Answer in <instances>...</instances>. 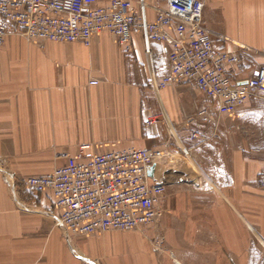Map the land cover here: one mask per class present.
<instances>
[{
	"label": "crops",
	"instance_id": "1",
	"mask_svg": "<svg viewBox=\"0 0 264 264\" xmlns=\"http://www.w3.org/2000/svg\"><path fill=\"white\" fill-rule=\"evenodd\" d=\"M147 2L151 19L156 8L166 6V0ZM0 23L8 31L0 46L4 191L5 185L16 190L27 177L52 174L84 146L96 153L162 149L169 153L161 178L165 186L179 185V175L189 183L208 180V192L185 195L169 187L162 201L163 207L175 210L182 198H208V264L264 262L261 238L250 236L246 227L250 222L253 232L264 238L259 216L264 189L256 184L264 171V91L256 90L233 117L220 112L219 101L194 84L160 88L169 73L168 47L153 42L147 48L139 32L132 35L133 50L126 52L109 31L95 34L90 45L30 41L1 16ZM204 24L216 49L241 58L227 70L233 85H245L264 69V0H206ZM151 117L158 122L148 125ZM194 133L207 140L193 138ZM193 163L204 174L197 167L185 171ZM38 194L24 201L37 208L29 211L56 219L53 193ZM246 201H252V207L247 208ZM160 219L156 226L91 236L70 235L64 227L49 225L45 252L39 260L35 255L34 263L191 264L179 247L188 244L187 230L194 229V223L176 221L179 217L172 222ZM160 235L165 239L155 245Z\"/></svg>",
	"mask_w": 264,
	"mask_h": 264
},
{
	"label": "built area",
	"instance_id": "2",
	"mask_svg": "<svg viewBox=\"0 0 264 264\" xmlns=\"http://www.w3.org/2000/svg\"><path fill=\"white\" fill-rule=\"evenodd\" d=\"M205 5L206 0H166L151 19L147 0H0V16L30 41L90 45L95 34L109 31L131 52L132 35L139 32L147 48L153 42L168 47L169 73L160 88L194 84L219 101L220 112L235 117L256 90L264 91V69L245 85L232 84L228 67L241 63V58L215 48L204 24ZM7 33L0 23V46ZM158 120L151 117L147 124ZM192 136L207 140L199 133ZM168 158L162 149L130 147L96 153L84 146L52 174L27 177L24 187L37 194L53 193L56 221L70 235L143 229L164 213L166 187L151 169L163 168Z\"/></svg>",
	"mask_w": 264,
	"mask_h": 264
},
{
	"label": "rangeland",
	"instance_id": "3",
	"mask_svg": "<svg viewBox=\"0 0 264 264\" xmlns=\"http://www.w3.org/2000/svg\"><path fill=\"white\" fill-rule=\"evenodd\" d=\"M190 167H197L204 174L198 163L190 164L185 168V171ZM179 176L181 178L179 185L165 186V198H167L169 187L171 189H180L185 195L189 192L194 193L201 190L208 192L207 179L199 178L194 183H189L182 179L181 175ZM1 180L0 178V264H30L32 261L33 263L31 264H35V255L39 260L40 254L45 252L43 239L48 237L51 232L48 226L63 227L58 225L53 214L52 216L35 215L29 211L37 208L31 206L33 204H26L24 201L27 199L31 201L39 194L27 190L22 184L18 185V187L16 186V190L13 191H11V187L9 188L5 185L6 190L4 191V184ZM256 184L264 189V171L259 175ZM181 200L180 206L177 205L175 210L167 204L164 205V213L160 221L167 218L169 222H172L173 218L179 217L176 221L194 223L195 228L187 230L186 238L188 244H184L179 248L191 260V264H208V198H205V201L190 197L187 200L183 198ZM185 201H187V204ZM252 204V201L251 203L246 201L247 208L252 207ZM201 207L205 208V210H202ZM259 216L264 220V210ZM157 223L158 221L152 225L156 226ZM247 223L246 221L250 236H254L257 239L261 238L258 244L261 253L264 255L263 234L260 233L259 236L258 232H253L252 224L250 222V224ZM164 239L165 237L160 235L158 240L154 241L155 245H158L160 241L163 242ZM128 240L131 241V238L128 237ZM261 264H264V262H261Z\"/></svg>",
	"mask_w": 264,
	"mask_h": 264
},
{
	"label": "water",
	"instance_id": "4",
	"mask_svg": "<svg viewBox=\"0 0 264 264\" xmlns=\"http://www.w3.org/2000/svg\"><path fill=\"white\" fill-rule=\"evenodd\" d=\"M151 174L155 179H161L164 176V169L159 168L158 166L154 165L151 169ZM193 174L196 175V172L193 171ZM9 184L12 185V183L9 181L8 177H6Z\"/></svg>",
	"mask_w": 264,
	"mask_h": 264
}]
</instances>
